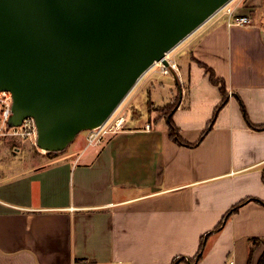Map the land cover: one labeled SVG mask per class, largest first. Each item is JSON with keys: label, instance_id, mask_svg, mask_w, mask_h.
<instances>
[{"label": "crops", "instance_id": "1", "mask_svg": "<svg viewBox=\"0 0 264 264\" xmlns=\"http://www.w3.org/2000/svg\"><path fill=\"white\" fill-rule=\"evenodd\" d=\"M234 4L252 22L218 17L199 37L173 112L189 142L214 119L199 144L174 141L165 117L125 124L98 145L79 132L61 151L39 149L42 158L22 138L0 137V264L260 263L264 0ZM201 62L227 90L216 115L224 95Z\"/></svg>", "mask_w": 264, "mask_h": 264}, {"label": "water", "instance_id": "2", "mask_svg": "<svg viewBox=\"0 0 264 264\" xmlns=\"http://www.w3.org/2000/svg\"><path fill=\"white\" fill-rule=\"evenodd\" d=\"M230 0H0V90L11 124L63 150L103 124L138 79Z\"/></svg>", "mask_w": 264, "mask_h": 264}, {"label": "rangeland", "instance_id": "3", "mask_svg": "<svg viewBox=\"0 0 264 264\" xmlns=\"http://www.w3.org/2000/svg\"><path fill=\"white\" fill-rule=\"evenodd\" d=\"M235 2L237 3L239 0H235ZM218 16L219 14L211 16L170 51L169 56L178 64L177 70L164 73L162 62L149 68L114 111L112 120L115 121L118 117L125 116V124L129 126L136 124L134 122L138 121L137 117L141 113L143 116L139 120L142 121H156L160 117L166 118V114L178 101L180 92L184 94V89L188 87L187 62L191 58L193 44L217 20ZM87 133L88 130H83L79 137L85 136ZM21 143L28 146L29 154L36 153L40 158L45 157V155L38 153L40 148L36 145L33 146L32 141L30 143V141L23 139ZM10 154L13 156V153Z\"/></svg>", "mask_w": 264, "mask_h": 264}, {"label": "built area", "instance_id": "4", "mask_svg": "<svg viewBox=\"0 0 264 264\" xmlns=\"http://www.w3.org/2000/svg\"><path fill=\"white\" fill-rule=\"evenodd\" d=\"M234 2L235 0L228 1L226 4L220 7L213 15L219 14L218 17H225L230 25H244L251 23L252 18L249 15H238L236 13ZM169 55L170 51L166 55L170 62V65L167 66L162 62V68L164 73H171L172 71L174 72L178 69V64ZM13 103L14 98L12 92L0 90V137L12 136L27 139L32 141L37 146L38 126L34 117L29 116L25 118L21 125L11 124V119L13 116ZM113 115L114 112L103 124L87 129V146L101 144L109 134L119 132L125 128V116L118 117L115 121H113ZM145 128L150 129L151 124L147 123Z\"/></svg>", "mask_w": 264, "mask_h": 264}, {"label": "trees", "instance_id": "5", "mask_svg": "<svg viewBox=\"0 0 264 264\" xmlns=\"http://www.w3.org/2000/svg\"><path fill=\"white\" fill-rule=\"evenodd\" d=\"M202 65H204L206 67V70L207 72L210 74V78L211 80L213 81V83L215 84H218L220 85L221 87V91L224 95V98L222 100V102L219 104V106L216 108V111H215V115L217 114L218 110L221 108L222 105H224L225 101H226V96H227V90H226V87H225V83L224 81L217 77L215 72L210 68L208 67L207 65H205L204 63L201 62ZM178 106V101L174 104V106L171 108V110L166 114V120H167V124H168V130H169V134L171 136V138L178 142V143H181V144H185V145H189V146H195L197 144H199L203 138L205 137L206 133L210 130V127L212 126L213 124V121L214 119H212L208 126L206 127V129L204 130V132L202 133L201 137L195 141V142H189L187 141L186 139H184L181 134H180V129L179 127L176 125V123L174 122L173 120V112L174 110L177 108ZM167 107V106H166ZM165 108V107H164ZM163 108V109H164ZM142 113L137 117V119H141L142 118ZM163 117H160L159 119H161ZM258 128H264V125L262 126H258ZM263 180H264V169H263ZM248 199L250 198H246V199H243L242 201H240L239 203L235 204L231 209H229L227 211V213L225 214V216L223 217L222 221L219 223V225L217 226V229H220V227L223 225L224 221H226L227 219H229L231 217L232 214H234L239 208L240 206L245 203ZM209 235V234H206L203 236V240H202V243H201V246H200V249L197 253V255L195 256L194 259H190L189 261H191L192 263H194V261H197L199 260L202 255H203V250H204V244H205V238L206 236ZM185 258H180V257H176L173 261L172 264H178L180 263L181 261H184ZM259 264H264V255L263 257L261 258V261Z\"/></svg>", "mask_w": 264, "mask_h": 264}, {"label": "bare ground", "instance_id": "6", "mask_svg": "<svg viewBox=\"0 0 264 264\" xmlns=\"http://www.w3.org/2000/svg\"><path fill=\"white\" fill-rule=\"evenodd\" d=\"M156 63H157V62H155L152 66H154ZM152 66H151V67H152ZM151 67H150V68H151Z\"/></svg>", "mask_w": 264, "mask_h": 264}]
</instances>
